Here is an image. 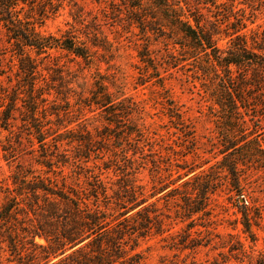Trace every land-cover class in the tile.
Instances as JSON below:
<instances>
[{"label": "trees", "instance_id": "obj_1", "mask_svg": "<svg viewBox=\"0 0 264 264\" xmlns=\"http://www.w3.org/2000/svg\"><path fill=\"white\" fill-rule=\"evenodd\" d=\"M59 8L53 0H0L1 55L8 71L14 69V83L0 87V134L6 133L0 156L15 162L0 205V264H144L135 252L138 239L164 233L169 247L193 249L201 245L192 237L201 233L193 230L194 220L210 210L218 174L238 197L239 223L254 244L242 192L251 175L261 173L264 181V31L247 29V21L253 23L249 19L257 12L264 14V0H118L104 11L126 30H136L142 41L139 83L154 76L163 87L167 78L159 77L158 69L168 78L174 70L215 118V157L220 159L213 170L194 174L167 193L182 201L179 218L187 221L182 233L167 229L154 203L145 204L161 188L153 186L145 196L136 184L135 174L150 155L144 152L147 132L135 119L138 106L110 92L112 82L99 72L86 95L76 93L67 73L62 77L54 70L47 81L45 61L52 51L89 67L91 50L108 46L97 34L88 38L71 29L41 33L39 28ZM152 42L162 45L158 59L151 56ZM252 110L258 126L244 118ZM96 118L101 127L89 130L87 122ZM159 159L150 161L154 172ZM110 168L120 175L115 189L102 177V170ZM192 171L187 168L171 183ZM205 225L199 224L207 232ZM240 251L245 253L241 243Z\"/></svg>", "mask_w": 264, "mask_h": 264}, {"label": "rangeland", "instance_id": "obj_2", "mask_svg": "<svg viewBox=\"0 0 264 264\" xmlns=\"http://www.w3.org/2000/svg\"><path fill=\"white\" fill-rule=\"evenodd\" d=\"M118 0H53L60 4V8L54 16L49 17L39 28L44 35L63 33L68 29L76 33H82L88 38L97 34L108 42L106 49L93 48L92 64L85 67L79 59L73 58L61 51H52L49 60L45 61L48 68L44 75H54V70L63 77L67 73L70 86L76 91L86 95L91 83L96 79V72L110 80V92H117L122 98H127L138 107L135 119L138 124L144 125L147 132L149 146L144 147L146 164L138 169L135 174L136 184L143 186L145 196L153 192L152 187L161 188L148 197L145 204H155V209L163 215L164 223L171 232L182 233L186 222L180 221L179 212L182 201L179 197L167 196L172 188L179 186L184 180L200 172L210 173V167L216 164L220 156H216L215 144L218 135L215 131V118L209 115L206 104L201 100L195 89H192L184 80V77L170 70L171 76L158 69L159 77L167 78L163 81V87L155 84L154 76L141 80L142 64L137 57V51L141 49L142 41L136 36V30H126L113 17L105 14L110 2ZM243 5H239L242 7ZM247 12V11H246ZM76 20L79 22L75 23ZM253 23L247 21V29L264 31V14L256 13L251 17ZM85 38V37H84ZM149 46L152 57L158 59L163 53L162 45L152 42ZM4 52L3 36L0 32V87L13 80V70L8 71V61L2 58ZM2 72L6 74H2ZM11 78V79H9ZM75 98V97H73ZM73 104V100H71ZM75 109V108H74ZM77 113V112H75ZM179 114L177 117L169 115ZM251 116H244L248 124L258 126L259 118L255 117L252 110ZM92 118L91 114H87ZM90 119L87 128L101 127V121ZM81 119L78 121L80 122ZM74 126V125H72ZM6 136L1 132L0 141ZM264 141V132L260 133ZM150 150V151H148ZM28 161V156H24ZM160 158V159H159ZM107 160L106 156L104 157ZM103 159V160H104ZM160 160V168L154 172L150 161ZM20 161V158L17 159ZM26 161V162H27ZM29 162V161H28ZM15 162H7L0 156V205L3 201V191L10 186V175ZM89 166H92L89 164ZM34 169H38L33 165ZM187 168L193 171L174 184L177 176H181ZM103 179L108 186L116 188L115 183L120 178L118 171L110 168L103 171ZM261 173H255L243 186L247 202L246 214L251 219V230L256 242L250 243L239 223L241 213L235 195L228 192L222 174L216 177L218 181L214 185L215 193L211 197V204L207 215L194 220L196 226L193 230L201 232L192 235L200 240L201 245L193 249H175L169 247L168 233L162 236H148L138 239L135 252L140 253L144 264H264V181ZM111 183H113L111 185ZM137 207L131 213L139 210ZM193 218H196L194 216ZM199 224H206L207 232ZM166 238V239H163ZM38 244H44L40 238H35ZM240 243L245 253L240 251ZM232 250V251H231ZM2 260L7 257L2 253ZM60 258V257H58ZM58 258L53 259L56 261ZM4 264H14V262Z\"/></svg>", "mask_w": 264, "mask_h": 264}, {"label": "water", "instance_id": "obj_3", "mask_svg": "<svg viewBox=\"0 0 264 264\" xmlns=\"http://www.w3.org/2000/svg\"><path fill=\"white\" fill-rule=\"evenodd\" d=\"M239 202H243L242 199H240Z\"/></svg>", "mask_w": 264, "mask_h": 264}]
</instances>
